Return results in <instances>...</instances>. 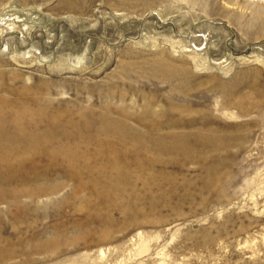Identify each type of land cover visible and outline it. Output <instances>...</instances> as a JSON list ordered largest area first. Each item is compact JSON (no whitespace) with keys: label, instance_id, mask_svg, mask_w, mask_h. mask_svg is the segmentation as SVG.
<instances>
[{"label":"rangeland","instance_id":"obj_1","mask_svg":"<svg viewBox=\"0 0 264 264\" xmlns=\"http://www.w3.org/2000/svg\"><path fill=\"white\" fill-rule=\"evenodd\" d=\"M0 264H264V0H0Z\"/></svg>","mask_w":264,"mask_h":264}]
</instances>
